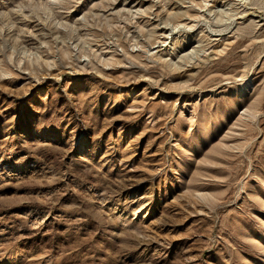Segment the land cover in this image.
I'll return each instance as SVG.
<instances>
[{
  "label": "rangeland",
  "instance_id": "1",
  "mask_svg": "<svg viewBox=\"0 0 264 264\" xmlns=\"http://www.w3.org/2000/svg\"><path fill=\"white\" fill-rule=\"evenodd\" d=\"M0 264H264V0H0Z\"/></svg>",
  "mask_w": 264,
  "mask_h": 264
}]
</instances>
